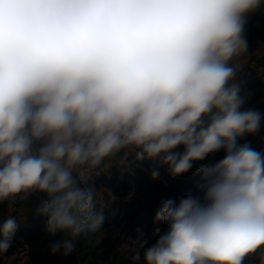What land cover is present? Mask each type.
Masks as SVG:
<instances>
[{
  "label": "clouds",
  "instance_id": "9594fccd",
  "mask_svg": "<svg viewBox=\"0 0 264 264\" xmlns=\"http://www.w3.org/2000/svg\"><path fill=\"white\" fill-rule=\"evenodd\" d=\"M264 0H0V202L43 194L67 256L104 224L79 177L122 150L172 176L200 164L197 194L161 202L167 229L144 264H244L264 247V115L236 82L246 14ZM182 146L183 151H177ZM158 168L151 172L159 176ZM19 223L0 221V253ZM159 231V229H157ZM264 264V257H262Z\"/></svg>",
  "mask_w": 264,
  "mask_h": 264
},
{
  "label": "trees",
  "instance_id": "16d2710c",
  "mask_svg": "<svg viewBox=\"0 0 264 264\" xmlns=\"http://www.w3.org/2000/svg\"><path fill=\"white\" fill-rule=\"evenodd\" d=\"M244 37L248 50L233 58L230 64L239 65L236 82L246 98L241 110L254 109L264 115V6L246 14ZM251 70L250 77L245 75ZM248 141L264 151V129L248 134L240 143ZM177 151H183L182 146ZM224 156L223 150L210 154L204 161L194 162L193 169L172 176L160 161L136 160V153L122 150L100 175L79 177L95 193L96 212H103V226L88 238H81L76 250L64 256L53 254L50 245L65 234L50 235L46 230V217L37 212L43 203V194L33 193L29 199L17 196L0 202V221L9 215L17 218L19 228L12 246L0 253V264H17L13 258L29 247V258L44 264H138L133 256L143 259L144 250L153 245L166 229L163 222L155 221L161 202L196 195L200 164L215 163ZM158 168L159 176L151 172ZM159 229V231H157ZM17 257V256H16ZM264 247L245 258L244 264H262Z\"/></svg>",
  "mask_w": 264,
  "mask_h": 264
},
{
  "label": "built area",
  "instance_id": "2783aa9c",
  "mask_svg": "<svg viewBox=\"0 0 264 264\" xmlns=\"http://www.w3.org/2000/svg\"><path fill=\"white\" fill-rule=\"evenodd\" d=\"M245 75L247 77H250L251 75V70H246L245 71ZM17 219V218H16ZM18 222V220H17ZM30 248L27 247L26 250H24L23 252H21L20 254L16 255V256H13V258H18L17 259V264H44V263H41V262H38V261H33L29 258V250Z\"/></svg>",
  "mask_w": 264,
  "mask_h": 264
},
{
  "label": "rangeland",
  "instance_id": "374dc122",
  "mask_svg": "<svg viewBox=\"0 0 264 264\" xmlns=\"http://www.w3.org/2000/svg\"><path fill=\"white\" fill-rule=\"evenodd\" d=\"M263 49H264V42H263ZM261 128L264 129V120L261 122ZM134 260H137L138 264H144V260L141 259L139 256H133Z\"/></svg>",
  "mask_w": 264,
  "mask_h": 264
}]
</instances>
